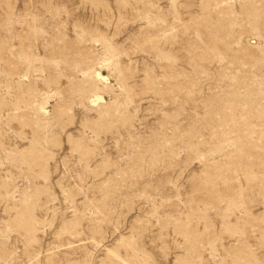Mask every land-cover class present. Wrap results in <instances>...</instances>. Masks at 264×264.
Wrapping results in <instances>:
<instances>
[{
    "label": "rangeland",
    "instance_id": "374dc122",
    "mask_svg": "<svg viewBox=\"0 0 264 264\" xmlns=\"http://www.w3.org/2000/svg\"><path fill=\"white\" fill-rule=\"evenodd\" d=\"M0 264H264V0H0Z\"/></svg>",
    "mask_w": 264,
    "mask_h": 264
}]
</instances>
